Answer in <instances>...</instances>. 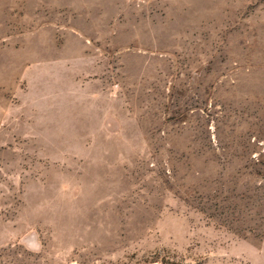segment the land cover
<instances>
[{
	"label": "rangeland",
	"instance_id": "1",
	"mask_svg": "<svg viewBox=\"0 0 264 264\" xmlns=\"http://www.w3.org/2000/svg\"><path fill=\"white\" fill-rule=\"evenodd\" d=\"M0 264H264V0H0Z\"/></svg>",
	"mask_w": 264,
	"mask_h": 264
}]
</instances>
